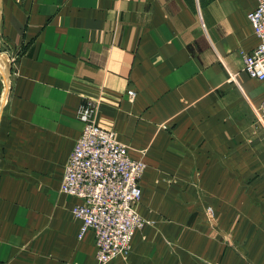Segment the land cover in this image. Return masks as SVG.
Segmentation results:
<instances>
[{"label":"crops","instance_id":"1","mask_svg":"<svg viewBox=\"0 0 264 264\" xmlns=\"http://www.w3.org/2000/svg\"><path fill=\"white\" fill-rule=\"evenodd\" d=\"M256 7L0 0V264H98L60 190L86 101L147 166L137 211L152 224L109 264H264V82L243 60Z\"/></svg>","mask_w":264,"mask_h":264},{"label":"built area","instance_id":"2","mask_svg":"<svg viewBox=\"0 0 264 264\" xmlns=\"http://www.w3.org/2000/svg\"><path fill=\"white\" fill-rule=\"evenodd\" d=\"M248 20L260 43L243 54L244 69L249 78L264 82V0H257ZM129 96L133 100L135 93L130 91ZM258 115L264 119V101ZM78 116L84 127L66 164L60 190L78 200L72 213L81 221L79 238L93 232L97 262L109 264L127 255L135 235L152 224L137 211L147 166L130 157L129 147L115 132L97 124L93 102H84ZM208 212L213 210L208 208Z\"/></svg>","mask_w":264,"mask_h":264},{"label":"water","instance_id":"3","mask_svg":"<svg viewBox=\"0 0 264 264\" xmlns=\"http://www.w3.org/2000/svg\"><path fill=\"white\" fill-rule=\"evenodd\" d=\"M12 69V61L6 54L0 53V77L4 78V82H8V76Z\"/></svg>","mask_w":264,"mask_h":264}]
</instances>
